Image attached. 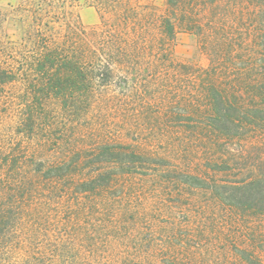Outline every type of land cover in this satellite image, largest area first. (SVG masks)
<instances>
[{
    "label": "rangeland",
    "instance_id": "1",
    "mask_svg": "<svg viewBox=\"0 0 264 264\" xmlns=\"http://www.w3.org/2000/svg\"><path fill=\"white\" fill-rule=\"evenodd\" d=\"M190 1L173 0L169 6L167 0H46L38 18L49 23L48 33L41 29L54 40L66 34L71 39L69 27L84 31V43L92 31L112 29L126 41L138 36L146 50L127 79L114 77L80 114L72 109L73 100L67 105L34 100L33 130L22 123L33 112L26 104L32 99L17 95L27 89L19 81L0 86V183L12 190L24 187L43 177L37 169L75 148L103 142L129 147L162 159L167 168L200 175L205 183L192 186L174 176L148 181L140 173L120 179L109 194L113 206L85 220L94 243L134 251L143 239L156 235L167 245L165 235L176 233L212 264H246L249 257L264 264V212L248 210L233 194L237 182L264 179V131L207 138L198 114L203 86L190 80L209 67L213 48L231 55L230 69L245 67L242 55L264 54V1ZM20 4L0 0V42L20 44L34 27L32 10ZM164 17L174 26L173 40L160 28ZM215 163L221 170L208 168ZM41 182L40 194L50 189Z\"/></svg>",
    "mask_w": 264,
    "mask_h": 264
},
{
    "label": "trees",
    "instance_id": "2",
    "mask_svg": "<svg viewBox=\"0 0 264 264\" xmlns=\"http://www.w3.org/2000/svg\"><path fill=\"white\" fill-rule=\"evenodd\" d=\"M44 2L22 0L19 8L32 10L34 27L29 26L20 44L0 42V86L19 81L27 89L17 95L32 99L26 104L33 112L29 111L22 120L28 122V130L37 123L34 100L64 102L63 105L73 100L72 109L80 114L84 104L112 84L114 77L123 79L135 69L134 61L146 50L138 36L126 41L112 29L94 30L90 41L84 43V31L69 27L71 39L66 34L54 40L41 29L45 27L48 33L49 23L43 24L38 18L44 12ZM167 2L172 6L173 0ZM186 3L192 5L190 0ZM17 22L23 25L21 18ZM159 25L163 35L173 40L175 29L170 19L162 18ZM217 49H212L209 67L190 78L203 86L204 108L197 112L206 134H210L207 138L264 131V54L242 55L245 67L236 69L232 65L230 69L231 55L218 54ZM233 72L238 73L235 79L229 77ZM222 82L229 83L222 86ZM164 162L129 147L103 142L63 153L59 161L37 169L43 177L38 175L24 187L12 190L5 182L0 183V264H212L198 257L197 252L193 254L188 237L180 235L178 238L183 240L178 241L176 233L165 235L167 245L156 240V235L146 237L134 251L99 245L88 237L91 233L85 220L93 214L103 215L113 206L109 194L120 179L140 173L148 181L174 176L192 186L205 183L202 176L167 168ZM208 168L221 170L216 163ZM41 180L50 189L40 194L37 187ZM233 190L238 203L242 201L248 210L264 212L263 178L254 176L237 182ZM136 251L139 252L135 254ZM245 262L260 264L252 257Z\"/></svg>",
    "mask_w": 264,
    "mask_h": 264
}]
</instances>
